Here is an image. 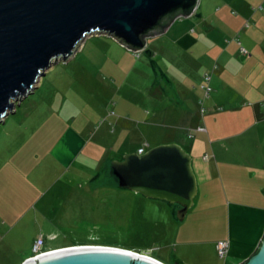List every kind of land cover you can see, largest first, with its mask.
Listing matches in <instances>:
<instances>
[{
  "label": "crops",
  "instance_id": "1",
  "mask_svg": "<svg viewBox=\"0 0 264 264\" xmlns=\"http://www.w3.org/2000/svg\"><path fill=\"white\" fill-rule=\"evenodd\" d=\"M136 52L105 33L84 36L56 76L61 86L40 91L33 108L39 113L52 106L50 112L67 121L53 140L67 135L83 142L75 155L99 162L90 163L86 174L106 169L123 151L178 142L190 155L196 183L184 215L192 221L209 216L214 234L203 236L209 227H182L167 215L165 245L172 241L179 248L146 254L165 264H236L253 249L264 224V0H197L162 31L146 35ZM80 71L90 81L84 91L77 89ZM204 73L210 86L205 94ZM97 75L101 86L92 78ZM66 85L71 94L56 102ZM108 97L115 98L114 110ZM123 99L132 103L118 105ZM168 204L172 213L175 204ZM220 237L228 241L221 257L214 250ZM41 243L51 247L42 237Z\"/></svg>",
  "mask_w": 264,
  "mask_h": 264
},
{
  "label": "rangeland",
  "instance_id": "2",
  "mask_svg": "<svg viewBox=\"0 0 264 264\" xmlns=\"http://www.w3.org/2000/svg\"><path fill=\"white\" fill-rule=\"evenodd\" d=\"M64 66L68 67L64 59L47 66L40 75L42 83L38 76L33 91L23 96L14 105V110L7 112L0 121V264L17 263L23 254L32 251L29 248L36 234L41 235L44 245L51 247L58 243L105 242L145 254L148 253L145 249H150L152 254H157V249H178V243L173 245L172 241L165 245L169 229L167 215L175 223L182 221V227L207 226L209 230L204 229L200 234L213 235L214 223L209 216L198 217L197 221L184 214L177 218L175 203L171 213L168 202L161 198L145 196L114 183L86 182L87 178L99 173L86 174L89 164L98 165V160L88 161L79 153L74 154V149L83 150L80 140L70 142L73 139L67 135L53 140L67 121L59 119L54 111L37 117V108H33L40 91L54 84L61 86L62 82H56V76ZM75 77H81L77 86L79 91L90 86V81L85 80V72L80 71ZM92 78L102 85L100 76ZM58 94L54 98L61 102L71 94V89L66 85L62 95L61 91ZM114 99L108 97L110 106ZM117 102L129 106L132 100ZM111 107L114 110L115 107ZM42 118H45V127L40 139L38 132L20 134L23 130L37 128L36 121ZM105 176L111 177L107 172ZM130 191L136 194L130 195ZM204 199L201 204L207 203ZM174 224H170V229ZM203 249L209 248L204 246ZM172 264L182 263L172 261Z\"/></svg>",
  "mask_w": 264,
  "mask_h": 264
},
{
  "label": "water",
  "instance_id": "3",
  "mask_svg": "<svg viewBox=\"0 0 264 264\" xmlns=\"http://www.w3.org/2000/svg\"><path fill=\"white\" fill-rule=\"evenodd\" d=\"M197 0H0V121L33 90L37 77L66 59L90 33H105L129 49L188 13ZM106 172L119 186L176 204L181 218L196 190L189 153L176 141L111 157ZM17 264H165L145 253L105 243H74L23 257ZM236 264H264V224L253 249Z\"/></svg>",
  "mask_w": 264,
  "mask_h": 264
},
{
  "label": "built area",
  "instance_id": "4",
  "mask_svg": "<svg viewBox=\"0 0 264 264\" xmlns=\"http://www.w3.org/2000/svg\"><path fill=\"white\" fill-rule=\"evenodd\" d=\"M241 49L244 50L243 47H241ZM207 77H208L207 73H204V80L205 81L201 83V85L203 87L204 94L210 88L209 84L206 82ZM263 103H264V101H263ZM263 116H264V104H263ZM198 127L200 128L201 126L199 125ZM137 151H141V147H138ZM227 245H228V241L226 238H217L214 241V249H215L216 254L220 257L223 256L226 253ZM31 250H32V254L43 251V249L41 248L40 236H36L33 239L32 243H31Z\"/></svg>",
  "mask_w": 264,
  "mask_h": 264
},
{
  "label": "trees",
  "instance_id": "5",
  "mask_svg": "<svg viewBox=\"0 0 264 264\" xmlns=\"http://www.w3.org/2000/svg\"><path fill=\"white\" fill-rule=\"evenodd\" d=\"M126 47V46H125ZM127 48V47H126ZM240 48V50H241V46L239 47ZM129 49V48H128ZM133 54H137L138 52H136L137 51V49L136 50H133V49H129ZM206 82H208V80H206ZM46 107V109L45 110H39V113L38 114H40L38 117H43V116H45V114L47 113H49L50 111H51V107L52 106H45ZM53 108V107H52ZM55 109V111H56V108H54ZM49 110V111H48ZM48 111V112H47ZM54 111V110H53ZM51 113V112H50ZM54 113V112H53ZM37 114V115H38ZM43 119V118H42ZM42 119H39V120H37L36 121V123L38 124V126H37V128H32V129H30V130H23L22 132L19 130V133L21 134V135H25V134H30V133H32V132H38V133H41V134H39L38 136H39V139L41 138V135H42V128H43V126L42 127H40L41 125V120ZM18 120H19V118H18ZM9 136H11V134L9 135ZM10 138H13V137H10ZM7 146V145H6ZM74 154H75V152H74ZM99 173H101V175L99 176V177H97V175L99 174ZM96 176H94L93 178H90V180H92L93 182H101V183H104V182H108V183H114V184H116L115 183V181L113 180V179H111V177H108V176H105V173H106V169H103V170H101L100 172H99ZM100 243V242H99ZM101 243H105V242H101Z\"/></svg>",
  "mask_w": 264,
  "mask_h": 264
},
{
  "label": "clouds",
  "instance_id": "6",
  "mask_svg": "<svg viewBox=\"0 0 264 264\" xmlns=\"http://www.w3.org/2000/svg\"><path fill=\"white\" fill-rule=\"evenodd\" d=\"M74 52V51H73ZM54 63V62H53ZM36 236H40V235H36ZM35 236V237H36ZM34 237V238H35ZM33 238V239H34ZM40 238H41V236H40ZM33 241V240H32ZM32 243V242H31ZM71 244H74V243H71ZM63 245H68V243H66V244H62V245H56L55 247H57V246H63ZM109 245H111V244H109ZM30 246H31V244H30ZM116 246H118V245H116ZM123 247V246H122ZM41 248L43 249V250H45V249H50V248H52V247H43L42 246V243H41ZM31 249V248H30ZM41 252V251H40ZM28 255H32V251H30V253L28 254ZM151 256V255H150Z\"/></svg>",
  "mask_w": 264,
  "mask_h": 264
}]
</instances>
